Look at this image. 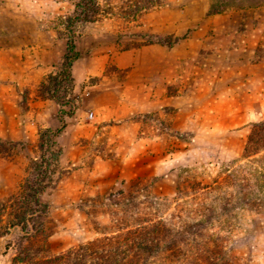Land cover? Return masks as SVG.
<instances>
[{
    "label": "rangeland",
    "instance_id": "1",
    "mask_svg": "<svg viewBox=\"0 0 264 264\" xmlns=\"http://www.w3.org/2000/svg\"><path fill=\"white\" fill-rule=\"evenodd\" d=\"M76 1L0 0V141L6 143L0 146V203H8L21 190L31 161L38 157L39 129L59 125L58 104L39 90L62 62L65 19ZM99 1L95 18L76 28L75 41L83 56L102 42L125 48L152 43L159 35L144 31L135 21L165 0ZM41 31L45 59L36 72L31 63H22L25 55L37 53L26 50L24 42H40ZM19 44L23 49L9 48ZM83 61L76 64V82L69 94L76 112L66 118L57 138L61 154L54 184L41 196L50 203L49 213L34 237L23 238L19 228L0 237V264H11L20 242L38 255L51 256L117 227L134 225L140 218L163 215L179 222L209 208H214L215 223L227 234L231 262L264 264V151L243 155L253 123L264 119V78L258 74L252 81L247 74L249 79L242 83L236 76L237 86L229 91L236 99H219L218 111L209 120L214 127L206 121L199 129L178 128L174 105L137 114L130 119L141 118L149 129L137 128L134 138L150 134L151 144L128 146L111 130L122 122L96 119L89 100L99 76L86 73ZM104 72L123 74L113 63ZM120 190L132 191L133 198L117 203L123 197L117 194Z\"/></svg>",
    "mask_w": 264,
    "mask_h": 264
},
{
    "label": "crops",
    "instance_id": "2",
    "mask_svg": "<svg viewBox=\"0 0 264 264\" xmlns=\"http://www.w3.org/2000/svg\"><path fill=\"white\" fill-rule=\"evenodd\" d=\"M209 8L210 0H165L138 17L136 25L146 32L179 37L172 46L152 42L123 48L106 41L84 56L78 49L73 75L84 58V71L99 76L89 101L97 120L122 122L111 129L122 143L150 145V134L134 138L137 128L149 124L130 118L166 105L177 106L178 128L199 129L206 121L214 127L209 120L218 101L236 99L229 91L237 81L249 79L247 74L252 81L258 74L264 78V6L215 14ZM44 34L38 43L24 42L26 50L37 53L25 55L22 63H31L36 72L45 59ZM9 48L23 49L22 44ZM110 63L123 74L104 72Z\"/></svg>",
    "mask_w": 264,
    "mask_h": 264
},
{
    "label": "trees",
    "instance_id": "3",
    "mask_svg": "<svg viewBox=\"0 0 264 264\" xmlns=\"http://www.w3.org/2000/svg\"><path fill=\"white\" fill-rule=\"evenodd\" d=\"M260 5H264V0H210L208 13H221L233 6ZM100 10L99 0H77L73 12L65 19L67 38L62 62L59 69L40 84L39 90L42 96L58 104L59 125L55 129H39L38 157L31 161L21 190L8 203H0V237L11 228H19L21 236L28 239L42 230L50 203L41 196L54 184L53 173L61 154L57 138L66 126V118L73 116L77 109L75 99L69 95L74 81L73 65L81 56L75 41L76 28L92 21ZM177 40L155 35L153 42L171 46ZM0 146L3 149L6 143L0 141ZM262 151L264 119L253 123L243 155L251 157ZM131 192L118 191V196L123 197L116 202L127 203L133 198ZM209 210L206 213L203 209V215L179 222L163 215L140 218L134 225L117 227L108 234L51 256L38 255L20 242L11 264H233L227 253V234L215 223L214 208Z\"/></svg>",
    "mask_w": 264,
    "mask_h": 264
}]
</instances>
